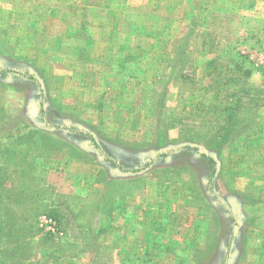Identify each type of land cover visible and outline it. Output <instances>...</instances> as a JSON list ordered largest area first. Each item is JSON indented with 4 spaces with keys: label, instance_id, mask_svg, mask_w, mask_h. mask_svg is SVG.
<instances>
[{
    "label": "rangeland",
    "instance_id": "rangeland-1",
    "mask_svg": "<svg viewBox=\"0 0 264 264\" xmlns=\"http://www.w3.org/2000/svg\"><path fill=\"white\" fill-rule=\"evenodd\" d=\"M3 69L41 263L264 264V0H0Z\"/></svg>",
    "mask_w": 264,
    "mask_h": 264
},
{
    "label": "crops",
    "instance_id": "crops-1",
    "mask_svg": "<svg viewBox=\"0 0 264 264\" xmlns=\"http://www.w3.org/2000/svg\"><path fill=\"white\" fill-rule=\"evenodd\" d=\"M22 167L24 166L22 163H20L17 165H12L9 170L10 173L12 172V180L14 182V186L12 188L6 189L0 187V223L2 220L7 218L15 220L16 222L14 228H12L9 232V237L6 239V236H4L3 233H0V238L3 240V242L7 240L8 242L10 240L14 242L13 239L15 237L16 240H18L19 237H22V239L24 238V240H27V243L25 246L18 249L15 242L11 243L10 245L8 243L2 245L0 244V254L2 256L0 259V264H43L41 263L43 256L41 255V249L39 250V246L43 243L42 238L44 233L46 234L45 230H47V232L50 231L46 228V226L44 230L41 226L42 223L38 221L39 216L35 214L36 212L32 213L34 207H31V189L30 187H27L26 184H24L20 179V176H23L24 174ZM0 170H5V168ZM2 175L6 174H0V176ZM8 176H11V174ZM12 177H9V180H11ZM17 178L20 179V187L16 184ZM46 206L47 205H44V208ZM35 208L37 209V207ZM41 209L42 208H40V210ZM26 235L28 236L27 239L23 237ZM8 245L12 252L15 251V253L18 252V254H22L17 258L16 261H14L6 251L5 248L8 247ZM109 245L116 248L117 254L119 256V264H141L139 260H136L137 258H134L133 255L131 257H127L128 255L125 254L122 244H117L114 241H110L108 242V246ZM44 249L45 248H43V250ZM44 254L47 256V260L44 261V264H49V254L46 253L45 250Z\"/></svg>",
    "mask_w": 264,
    "mask_h": 264
},
{
    "label": "trees",
    "instance_id": "trees-1",
    "mask_svg": "<svg viewBox=\"0 0 264 264\" xmlns=\"http://www.w3.org/2000/svg\"><path fill=\"white\" fill-rule=\"evenodd\" d=\"M181 45V50L183 49V43H181L180 44ZM187 48H185V50H186ZM7 72H13V70H10V69H3V70H0V74H6ZM21 75H24V74H21ZM29 77H31V78H29V79H31V80H35V78H33V76H29ZM37 81V80H36ZM42 97H45V92H44V89H41V98ZM73 131H76V130H74L73 129ZM77 133H82V132H79V131H76ZM82 135H84V136H89L91 139H92V141L94 142V143H98L97 142V140H96V138L92 135V134H89V133H82ZM99 145V144H98ZM192 146H187L186 148H191ZM210 160L212 161V162H214V160L212 159V158H210ZM16 224V222H15V220H11V219H9V218H7V219H5V220H2L1 221V223H0V233H3V235L4 236H6V239L9 237V235H10V231H11V229L12 228H14V225ZM92 230V232H94L95 231V229L94 228H92L91 229ZM47 235H49L50 237H44L43 236V238L42 239H45V242H46V244H47V242L49 241V239H52L53 240V238H52V235H50V234H47ZM23 237H25V239H27L28 238V236L26 235V236H23ZM14 240V242H15V244H16V246H17V249L18 248H21V247H23V246H25L26 245V243H27V240H24V238L22 239V237H19V239L18 240H16V237L13 239ZM64 241H62L61 243H60V245H55V247L54 246H52V244H51V247H49V246H47L48 247V249H54V251L59 255H62V256H64V254H65V251L63 250L64 248V245L66 244V243H69L67 240H65V239H63ZM13 241H9L8 242V240L7 241H4L3 242V240H1V238H0V244L2 245V244H5V243H8L9 245L11 244V243H14ZM15 244H14V246H15ZM9 245H8V247H6L5 249H6V251L8 252V254L10 255V257L14 260V261H16L17 260V258L19 257V256H21L22 254H18V252L17 253H15V251H11V248L9 247ZM49 245V244H48ZM72 246H73V244H72ZM71 255V254H70ZM71 256H74V255H71ZM6 259H8V258H6Z\"/></svg>",
    "mask_w": 264,
    "mask_h": 264
},
{
    "label": "built area",
    "instance_id": "built-area-1",
    "mask_svg": "<svg viewBox=\"0 0 264 264\" xmlns=\"http://www.w3.org/2000/svg\"><path fill=\"white\" fill-rule=\"evenodd\" d=\"M44 222H46L45 226L46 228L51 232H57V228L55 226V223L52 221V218H45Z\"/></svg>",
    "mask_w": 264,
    "mask_h": 264
}]
</instances>
